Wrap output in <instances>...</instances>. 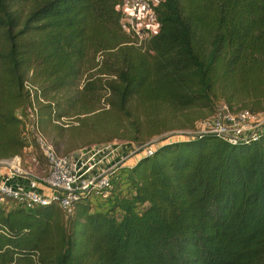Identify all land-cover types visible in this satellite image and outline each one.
I'll return each instance as SVG.
<instances>
[{"label":"trees","instance_id":"obj_1","mask_svg":"<svg viewBox=\"0 0 264 264\" xmlns=\"http://www.w3.org/2000/svg\"><path fill=\"white\" fill-rule=\"evenodd\" d=\"M119 1L0 0V160L38 151L22 137V81L44 96L77 89L97 52L117 113L132 97L264 112V0H159L143 48L119 29ZM93 91L88 80L78 89ZM69 100L44 105L39 123ZM151 146L107 172L102 204L87 192L68 213L54 200H0V264H264V122L231 141L199 132Z\"/></svg>","mask_w":264,"mask_h":264},{"label":"rangeland","instance_id":"obj_2","mask_svg":"<svg viewBox=\"0 0 264 264\" xmlns=\"http://www.w3.org/2000/svg\"><path fill=\"white\" fill-rule=\"evenodd\" d=\"M99 53L101 57L98 60L94 55L91 61L86 62L77 89L42 95L49 104L58 103L63 106L67 105L69 98L72 106L58 120L54 113L50 114L49 120L42 117L43 120L39 123L42 132L49 138L58 154L69 159H79L80 162L91 157L95 165L87 173L88 176L129 164L137 153H142L143 146L151 141L171 134L197 133L210 123L223 104L215 100L211 110L175 109L164 105H148L132 97L124 105L126 113H117L110 107L112 97L106 85V82H112L104 65L108 56L105 52ZM27 76H30V72ZM84 80L91 82L94 88L93 93H88L89 98L85 92H78ZM254 115L256 124L264 122V112ZM52 118L66 126L54 123ZM31 156L36 158V163L29 160ZM20 166L26 174L35 172L41 178L40 183L43 182L46 164L35 148H31L29 153H22ZM95 198L91 196L90 199L93 206L102 204Z\"/></svg>","mask_w":264,"mask_h":264},{"label":"built area","instance_id":"obj_3","mask_svg":"<svg viewBox=\"0 0 264 264\" xmlns=\"http://www.w3.org/2000/svg\"><path fill=\"white\" fill-rule=\"evenodd\" d=\"M159 0H120L115 6L119 13V29L128 36L127 44L137 48H143L144 42L158 30V22L154 13V7ZM96 54V59L100 58ZM98 60V59H97ZM22 88L27 96V105L22 120V137L30 138L46 164V174L42 179L49 192L46 194L29 190L19 191L12 189L6 183L5 176L0 182V200L9 197L15 201L30 206L35 203H46L54 200L57 206L65 213L70 212L74 199L84 192L96 198L104 199L108 194L109 180L107 172H101L94 176L87 173L94 167L95 163L91 157L83 163V169L77 165L75 160L58 154L49 138L42 132L39 124L41 105L49 102L45 100L39 87L28 78L22 81ZM61 118V117H60ZM59 119V116L56 117ZM62 126L66 124H61ZM64 120V118H61ZM256 116L247 110L231 112L222 104L209 124H206L199 132L214 133L225 140H234L252 136L254 131L261 124H256ZM76 124V122L74 123ZM191 135V134H189ZM28 148L23 149V153ZM152 146H145L142 154L150 155ZM31 162L36 163V158L31 156ZM8 175H23L26 172L21 168V156H13L9 159L0 160Z\"/></svg>","mask_w":264,"mask_h":264},{"label":"crops","instance_id":"obj_4","mask_svg":"<svg viewBox=\"0 0 264 264\" xmlns=\"http://www.w3.org/2000/svg\"><path fill=\"white\" fill-rule=\"evenodd\" d=\"M71 160H75L77 162V165L81 167L83 163L87 160V158L83 162H80L79 159H71ZM83 168L84 166L81 167V169ZM102 171L103 170H101V172ZM101 172H97V173H101ZM27 175L29 177H26L24 175H18V174L8 175V172L3 167H0V182L3 180L5 176H7L8 181L6 183L12 189H16L19 191L29 190L33 192L42 193V194H46L49 192V189L44 184L40 183L39 180L41 178L35 172L30 171L29 173H27Z\"/></svg>","mask_w":264,"mask_h":264},{"label":"water","instance_id":"obj_5","mask_svg":"<svg viewBox=\"0 0 264 264\" xmlns=\"http://www.w3.org/2000/svg\"><path fill=\"white\" fill-rule=\"evenodd\" d=\"M172 135V134H171ZM181 135H184V136H187V135H189V134H183V133H181ZM169 136V135H168ZM168 136H165V137H163V138H161V139H164V138H167ZM156 142V140H154V141H151V142H149V143H147L145 146H151V145H153L154 143ZM145 146H143V148L145 147ZM142 149V148H141ZM138 151V150H137ZM136 151V152H137ZM139 152V151H138ZM3 166V164H2V162L0 161V167H2ZM24 176H26V177H29L27 174H23Z\"/></svg>","mask_w":264,"mask_h":264}]
</instances>
